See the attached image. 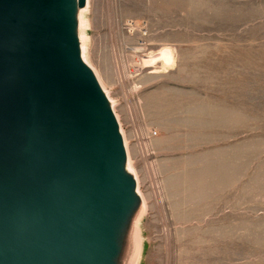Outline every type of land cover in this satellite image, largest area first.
<instances>
[{"label": "rangeland", "instance_id": "obj_1", "mask_svg": "<svg viewBox=\"0 0 264 264\" xmlns=\"http://www.w3.org/2000/svg\"><path fill=\"white\" fill-rule=\"evenodd\" d=\"M85 18L146 202L131 264H264V0H89Z\"/></svg>", "mask_w": 264, "mask_h": 264}, {"label": "water", "instance_id": "obj_2", "mask_svg": "<svg viewBox=\"0 0 264 264\" xmlns=\"http://www.w3.org/2000/svg\"><path fill=\"white\" fill-rule=\"evenodd\" d=\"M85 5L0 0V264H123L122 225L141 199L81 55Z\"/></svg>", "mask_w": 264, "mask_h": 264}, {"label": "bare ground", "instance_id": "obj_3", "mask_svg": "<svg viewBox=\"0 0 264 264\" xmlns=\"http://www.w3.org/2000/svg\"><path fill=\"white\" fill-rule=\"evenodd\" d=\"M89 9V0H86V5L83 9H80L78 15H79V18H78V22H79V26L81 27H85L87 28L88 27V20L85 18V14L86 12L88 11ZM83 13V18L81 17V14ZM77 35V38H78V41H79V45H80V51H81V55H82V58L83 60L93 69V67L90 65L86 55H85V43L87 42L88 40V35H86L85 37L83 35H81L80 33L79 34H76ZM96 77L98 78V81L101 85V88H102V91H103V94L105 95V97L107 98V100L109 101V107L112 109V111L114 112L115 116H116V119L119 123V131L123 137V143H124V146H125V149H126V161H127V164L125 166V170L127 173H132L134 176H135V180H136V183H137V186H136V192H137V195L138 197L143 200L145 202V198L143 196V194L141 193L139 187H138V178H137V174L136 172L134 171V169L132 168L131 166V159H130V152H129V148H128V143H127V140L125 138V134H124V131L122 129V126H121V123L119 121V118H118V115L115 111V108H114V104H113V99L110 97L107 89L104 87V85L101 83L97 73L95 72V70L93 69ZM144 204V203H143ZM146 204V202H145ZM146 206V205H145ZM137 215H135L134 212L130 211L129 215L125 217L124 219V222H123V225H122V229L125 227V230L121 235H120V248H121V251L123 253V259L124 261L122 262L123 264H131L132 261L134 260V258L136 257L137 255V251H138V246H137V229H138V219L136 218Z\"/></svg>", "mask_w": 264, "mask_h": 264}, {"label": "crops", "instance_id": "obj_4", "mask_svg": "<svg viewBox=\"0 0 264 264\" xmlns=\"http://www.w3.org/2000/svg\"><path fill=\"white\" fill-rule=\"evenodd\" d=\"M157 2L162 1V2H169L172 0H156ZM188 2H201V1H206V0H187ZM219 31L215 33L217 34H222V29H218ZM218 46L222 50L224 47L223 42H219ZM231 47L233 46L232 44L230 45ZM216 108L225 111V113H230L233 115L234 110L237 109L238 101L237 98H234L232 95L229 94H223V93H216ZM232 117V116H231ZM232 119V118H231ZM233 121L231 122L230 125L232 124ZM233 139L231 140L230 146L233 145Z\"/></svg>", "mask_w": 264, "mask_h": 264}]
</instances>
